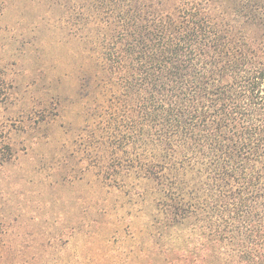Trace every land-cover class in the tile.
I'll return each instance as SVG.
<instances>
[{
	"label": "trees",
	"instance_id": "trees-1",
	"mask_svg": "<svg viewBox=\"0 0 264 264\" xmlns=\"http://www.w3.org/2000/svg\"><path fill=\"white\" fill-rule=\"evenodd\" d=\"M47 1L80 52L43 120L74 118L82 171L123 195L106 212L143 213L163 264H264V0ZM13 86L0 54V166ZM5 234L0 264H29Z\"/></svg>",
	"mask_w": 264,
	"mask_h": 264
},
{
	"label": "rangeland",
	"instance_id": "rangeland-1",
	"mask_svg": "<svg viewBox=\"0 0 264 264\" xmlns=\"http://www.w3.org/2000/svg\"><path fill=\"white\" fill-rule=\"evenodd\" d=\"M55 17L47 0H0V54L14 83L2 116L15 123L9 125L18 147L14 160L0 166L5 257L29 264H163L151 254L143 213L130 206L106 212L123 195L82 171L66 129L74 118L51 126L43 120L54 113L44 102L56 90L74 94L78 82L70 71L80 45Z\"/></svg>",
	"mask_w": 264,
	"mask_h": 264
}]
</instances>
